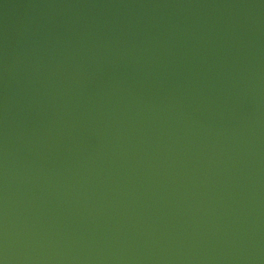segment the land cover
Instances as JSON below:
<instances>
[{
	"label": "water",
	"instance_id": "obj_1",
	"mask_svg": "<svg viewBox=\"0 0 264 264\" xmlns=\"http://www.w3.org/2000/svg\"><path fill=\"white\" fill-rule=\"evenodd\" d=\"M0 264H264V0H0Z\"/></svg>",
	"mask_w": 264,
	"mask_h": 264
}]
</instances>
